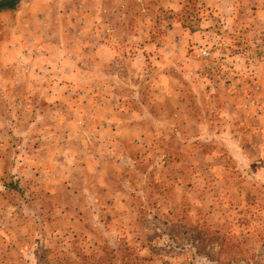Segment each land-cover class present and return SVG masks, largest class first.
<instances>
[{"label": "rangeland", "instance_id": "374dc122", "mask_svg": "<svg viewBox=\"0 0 264 264\" xmlns=\"http://www.w3.org/2000/svg\"><path fill=\"white\" fill-rule=\"evenodd\" d=\"M0 264H264V0L1 7Z\"/></svg>", "mask_w": 264, "mask_h": 264}, {"label": "trees", "instance_id": "16d2710c", "mask_svg": "<svg viewBox=\"0 0 264 264\" xmlns=\"http://www.w3.org/2000/svg\"><path fill=\"white\" fill-rule=\"evenodd\" d=\"M19 0H0V8H10L13 7Z\"/></svg>", "mask_w": 264, "mask_h": 264}]
</instances>
